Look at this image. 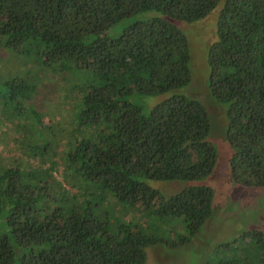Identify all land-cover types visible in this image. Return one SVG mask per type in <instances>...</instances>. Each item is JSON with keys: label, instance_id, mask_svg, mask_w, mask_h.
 <instances>
[{"label": "trees", "instance_id": "obj_1", "mask_svg": "<svg viewBox=\"0 0 264 264\" xmlns=\"http://www.w3.org/2000/svg\"><path fill=\"white\" fill-rule=\"evenodd\" d=\"M213 12L207 90L224 111L229 177L264 189V0H0V44L30 46V73L76 80L64 90L63 143L49 115L0 117L20 134L23 155L0 160V219L12 225V235L0 233V264H14L12 237L28 246L19 264H149L163 223L183 224L184 241L201 231L218 207L220 153L207 106L184 92L191 52L182 25ZM4 85L36 88L32 77ZM204 264H264V230L220 242Z\"/></svg>", "mask_w": 264, "mask_h": 264}, {"label": "rangeland", "instance_id": "obj_2", "mask_svg": "<svg viewBox=\"0 0 264 264\" xmlns=\"http://www.w3.org/2000/svg\"><path fill=\"white\" fill-rule=\"evenodd\" d=\"M182 26L188 30L191 52V80L184 92L189 97L202 100L207 106L212 119V140L219 146V160L212 174L218 207L213 211L211 218L204 223L201 231L189 239V241L193 239L190 243L182 240L186 233L183 224L178 222L179 225L172 228L169 224L163 223L159 229L160 233H164L165 242H157L148 247L146 255L149 264H204L205 260L211 257L214 247L220 242L231 239L251 226L257 225L264 230V189L241 185L230 180L227 169L230 151L221 136L222 125L225 124L224 111L208 95L209 67L206 50L215 39V12L196 23ZM22 47L5 48L0 44V117L18 118L19 110H24L31 115L30 108L45 117L49 115V122L53 125L59 123L61 126L59 141L63 143L67 137L71 113L70 103L67 102L70 98H67L64 90L72 87L76 80L69 82V79L73 80L71 76L54 73L51 70L43 69L34 74L30 73V67L38 66L35 62L32 63L35 54L30 46L24 44ZM41 73L44 78H40ZM79 75L82 79V74ZM31 77L36 83V88L30 91L15 93V88L4 85V81L11 78L30 83ZM13 93L15 94L11 97ZM72 97H75V93ZM143 100L149 103L155 100V97H144ZM1 121L2 119H0V160L6 163L22 153L17 145L20 134L13 126L7 127L6 120L5 124ZM59 145L62 146V144ZM28 159L24 157V162H34ZM55 176L59 177L57 174ZM151 185L159 187L166 193H172L180 188L177 182H152ZM3 220L0 219V233L12 235L10 232L12 225ZM11 243L15 253L14 264H19L20 257L28 250V246L15 241L13 237Z\"/></svg>", "mask_w": 264, "mask_h": 264}]
</instances>
